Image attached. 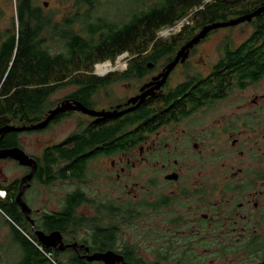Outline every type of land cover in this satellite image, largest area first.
Returning <instances> with one entry per match:
<instances>
[{
  "label": "flooded vegetation",
  "instance_id": "1",
  "mask_svg": "<svg viewBox=\"0 0 264 264\" xmlns=\"http://www.w3.org/2000/svg\"><path fill=\"white\" fill-rule=\"evenodd\" d=\"M176 55L170 57L171 61ZM224 56L225 51L220 53L218 61ZM171 61L162 66V56H158L157 60L149 62L147 68L142 67L141 76L135 73L133 77L115 80L107 88L121 81H129L130 87L140 81L142 84L138 88L136 86L138 93L120 99L107 110H102L100 102L96 100L98 93L93 96L96 102L94 108L76 99L69 100L67 94L61 99L62 102L51 109L69 101L73 105L81 103L97 112H120L134 107L140 102L141 96L142 99L145 97L139 108L125 114L129 115L141 107L149 109V106H159L164 95L168 96L172 91L175 93L179 87L190 83L194 88H206L210 95L205 100H173L166 109L169 115L145 117L142 120V142L134 147L127 145L120 150L113 149L114 140L109 138L83 153L86 165L80 167L77 164L79 158L61 163L67 175L72 177L56 182L78 184L80 187L74 191H82L89 201L81 204L76 216L93 223L80 228V232L74 231L73 226L65 231L45 232L37 229L36 219L43 210H34L25 200L24 194V201L32 208L35 230L47 235L59 231L65 246L76 244V248L66 247L63 251L60 245L49 248L60 251V258L65 262L105 264L88 259L98 252L114 251L111 238L107 242L110 247L94 236L97 241L95 244L91 226L97 224L103 233L112 232L115 226L113 209L119 202L110 197L106 201L90 200L81 187L88 180V172L92 174V164L106 159L111 161V167L105 170L100 168L96 175L102 182L103 178L106 182L110 178L111 182L115 175V189L120 193V203L126 206L133 202L142 208V264H264V91L261 94L249 93L261 83L264 76L254 82L248 80L238 83L236 78L227 77L226 80L230 82L215 83L219 76H212V71L218 61L209 67H201L200 62L206 63L202 50H196L191 51L183 63L179 62L163 85L155 89L162 80L159 77ZM179 70L182 73L181 80L177 78ZM127 71L128 64L104 76H99L95 70L92 74L102 78L109 75L118 78L117 75ZM199 97H203V94ZM133 99L136 102L129 104ZM74 113H81L89 119L83 127L72 133L115 118H99L79 110H70L56 116L43 130H49ZM3 137L0 136V140ZM136 167L141 170L137 174L134 170ZM26 169L25 176L30 172L29 168ZM74 170L80 172L75 173ZM141 176L142 184L139 181ZM32 181L26 191L32 186ZM131 184L132 189L129 190ZM89 204H96L94 217L79 215L78 211ZM32 230L35 234L33 227ZM117 243L116 250L119 251L123 243L120 244L119 240ZM116 253L123 257L124 263H129L124 254Z\"/></svg>",
  "mask_w": 264,
  "mask_h": 264
},
{
  "label": "trees",
  "instance_id": "2",
  "mask_svg": "<svg viewBox=\"0 0 264 264\" xmlns=\"http://www.w3.org/2000/svg\"><path fill=\"white\" fill-rule=\"evenodd\" d=\"M75 3L78 9L74 16L60 23L54 22L52 14H45L43 7L34 0H16V18H13L12 26L4 30L0 28V129L13 123L22 127L44 121L49 111L62 102L52 101V96L63 89L73 87L75 90L66 98L94 108L96 102L93 96L115 80L133 77L135 73L141 76L142 67L147 68L149 62L157 60L158 56H162L164 66L203 28L251 14L264 5V0H136L127 15L128 19L118 23L103 16H94L99 5L96 0H75ZM82 5H86L87 10L81 14ZM2 15L0 9V18ZM185 19L188 23L174 32L176 25ZM252 24V34L241 45L236 48L224 46L226 56L214 65L212 71V76H219L215 83L230 82L227 77L236 78L238 83L254 82L264 76V12L254 18ZM166 29L173 33L163 38L160 33ZM215 32L217 30L210 32L201 42ZM51 42L53 46H58L55 52L51 51ZM191 51L195 52L196 47ZM125 53L130 58L126 73L117 75L118 78L92 74L97 64L115 63ZM173 92L164 95L157 107H141L137 112L106 120L96 127L88 126L70 134L63 142L47 147L41 158L31 155L38 162V171L31 184L50 187L56 181L72 177L67 175L61 163L79 158L77 164L80 167L86 165L83 153L109 138L114 140L113 149L120 150L127 145L134 147L142 142V120L149 116L169 115L166 109L173 100H205L210 96L206 88H194L191 83ZM200 94L203 97H199ZM23 133L3 135L0 149H23L20 139ZM19 183L20 179H16L0 184V189L5 191V197L0 199V217L8 226L11 244L15 246L12 254L17 253L16 258L12 255L4 264H86L65 262L62 257L60 259V251L46 248L38 241L16 203ZM82 193L79 190L68 193L59 211L47 213L46 209L43 210L37 216L36 228L45 232L65 231L71 226L82 228L92 224L93 221L76 216L81 204L89 202ZM131 206L127 205L123 210L116 206L113 209L115 226L112 232L103 233L96 224L91 226L92 237L95 244L97 239L108 247L107 242L111 238L114 251L124 254L130 264H142V257L129 244L123 243V247L116 250L120 233L117 221L136 218V211ZM3 256L0 253V264L3 263Z\"/></svg>",
  "mask_w": 264,
  "mask_h": 264
},
{
  "label": "rangeland",
  "instance_id": "3",
  "mask_svg": "<svg viewBox=\"0 0 264 264\" xmlns=\"http://www.w3.org/2000/svg\"><path fill=\"white\" fill-rule=\"evenodd\" d=\"M36 4L43 7L45 14H52L54 22L62 23L66 18H72L76 13L78 6L75 0H34ZM99 3L94 16H103L110 21L124 22L128 19L130 9L135 5L136 0H96ZM16 0H0V9L3 12V17L0 18V28L6 29L12 26L13 18H16ZM87 10L86 5H82L81 14ZM237 19V18H235ZM253 20L250 22H244L237 26L227 27L218 29L217 32L212 33L208 39L200 42L196 50L197 52L202 50V55L204 57V62H200L201 67H209L210 64L214 65L219 58L220 53L224 51V46L230 48H236L241 45L253 32ZM173 31L166 29L160 33L163 38L170 37ZM52 52L58 50V46H53L52 42ZM200 53H198L199 55ZM125 59H122L119 64L117 61L115 63L109 62L114 70H121V66L125 63ZM106 63V62H105ZM213 67V66H212ZM110 71H113L110 70ZM109 71V72H110ZM96 73L100 72L96 69ZM108 72L99 75H106ZM178 80L182 79L181 70L177 72ZM133 82V81H132ZM261 83L254 87L249 93L261 94L264 91V78L260 81ZM129 81H121L118 85L112 86V88H107L101 90L99 95H97V101L100 102L102 110H107L112 104H117L120 99L128 98V96L138 93L136 90L142 81L137 82L134 87L129 86ZM73 89L68 88L59 91L53 96L52 101L57 102L61 100L64 96L69 94ZM247 93V95L249 94ZM107 97H110L107 99ZM105 108V109H104ZM89 118L81 113H74L72 116L63 120L61 123L52 126L47 131L42 130L35 133H23L20 136L23 149L27 154L41 158L43 155L44 148L47 146H52L57 143L62 142L68 135L73 131L78 129L80 126L83 127ZM13 126L18 125L13 123ZM22 125V124H21ZM111 161L106 159L98 160L93 163L90 167L92 174L88 172V180L86 184L81 186L88 194L90 200L106 201L107 197H110L114 201H118L119 204L116 206H121V208L126 207L123 202L120 203V193L116 188L115 175H113V180L106 182L107 180L103 178V182L96 171L103 168L111 167ZM142 165V164H141ZM140 165L138 164L137 167ZM135 173H139L137 168ZM27 173L25 167H21L14 160H0V184H8L16 179H21ZM142 173V172H141ZM140 184H142V176L139 177ZM80 187L78 184L72 182H56L53 186L47 187L40 185L38 183L32 184V186L25 192L27 203L34 209L48 210L50 212L59 211L63 205L65 196ZM132 189V184L129 190ZM0 191H3L0 189ZM125 193V192H124ZM1 196V195H0ZM128 200H125V202ZM132 209L136 211L133 220L128 219L124 221H117L120 225L119 233V243H127L134 247L135 252L138 256L142 257V251L144 245L142 243V208L137 204L130 202ZM125 209V208H124ZM96 211V204L84 206L83 209L78 211L79 215H86L88 218L94 217ZM122 219V217H119ZM131 220V221H130ZM76 232H80V228H72ZM11 244L10 231L8 226L4 223L3 219L0 217V253L4 256L2 258L3 263L9 257H11L12 250L15 246ZM17 257V253L13 255V258ZM61 259V258H60ZM64 261V259L62 258Z\"/></svg>",
  "mask_w": 264,
  "mask_h": 264
},
{
  "label": "water",
  "instance_id": "4",
  "mask_svg": "<svg viewBox=\"0 0 264 264\" xmlns=\"http://www.w3.org/2000/svg\"><path fill=\"white\" fill-rule=\"evenodd\" d=\"M263 12H264V5H262L260 8H258L256 11H254L251 14L244 15V16H241L237 19L229 20L227 22L215 23V24H212V25H209V26L203 28L197 35H195L190 41H188L179 50L175 59L172 60L166 66L165 71L159 77V78L162 77V80L155 87V89H159L163 85V83L167 80V78L169 77L171 72L174 70V68L177 66V64L179 62L183 63L188 58L190 51L197 44H199L210 32H212L214 30L221 29V28L237 26V25L244 23V22H250L254 18L260 16ZM144 99H145V97H143V99H142V96H141L140 102H138L136 105H134V107H130V108L123 110V111H120V112L119 111L97 112L95 110H91V109L86 108L81 103L73 105L72 103H69V101H67V103H62L56 109L51 110L49 112V114L47 115V117L44 119V121H42L38 124H35V125H31V126H22V127H16V126H12V125L11 126L10 125L5 126L2 129H0V136H3L6 133H12V132L19 133V132H25V131H36V130L44 129L48 126V124L51 122V120H53L56 116L66 112V111H70V110H79V111H82V112H84L90 116H95V117L98 116L99 118L121 117V116L139 108ZM135 100H137V99L135 98ZM135 100L134 99L130 100L129 104L135 103L136 102ZM7 159L14 160L21 167H25V168L30 169V172L25 177H23L21 182H20L19 193H18L17 198H16V203L20 207L21 212L23 213V215L25 216L27 221H29L31 223L33 229L35 230V222L31 217L32 208L24 201L23 197H24L26 189L30 186V182L33 180V178L35 177V174L38 171L37 160L34 157L27 154L26 151H24L23 149L18 148V147L10 148V149H0V160H7ZM35 234H36V236L38 235L37 236L38 241L46 248H51L52 246L56 245L57 242H61V251L65 250L66 247L76 248V244L65 246L63 244L62 234L59 231H54V232L47 235L43 231L35 230ZM88 260L89 261H102L105 264H120V263L121 264H129V263H124L123 257L118 255L114 251L95 253V254L91 255Z\"/></svg>",
  "mask_w": 264,
  "mask_h": 264
},
{
  "label": "built area",
  "instance_id": "5",
  "mask_svg": "<svg viewBox=\"0 0 264 264\" xmlns=\"http://www.w3.org/2000/svg\"><path fill=\"white\" fill-rule=\"evenodd\" d=\"M185 23H188V20L187 19H185V20H183V21H181V22H179L177 25H176V27L173 29L174 30V32H177ZM128 57H129V55L127 54V53H125V54H123V55H121V56H119L118 58H117V64H119V62L122 60V59H125L126 61H125V63H123V66L121 67V69H123V68H125L126 66H127V60H128ZM102 65H104V63L103 64H100V65H97L96 67H95V71H96V69L99 71V68L102 66ZM106 73V72H105ZM99 74H101V73H99ZM104 74V73H103ZM99 76H104V75H99ZM0 197H2V198H4L5 197V191H0Z\"/></svg>",
  "mask_w": 264,
  "mask_h": 264
},
{
  "label": "bare ground",
  "instance_id": "6",
  "mask_svg": "<svg viewBox=\"0 0 264 264\" xmlns=\"http://www.w3.org/2000/svg\"><path fill=\"white\" fill-rule=\"evenodd\" d=\"M52 24V23H51ZM100 64H103V63H100ZM100 64H97V65H100ZM96 65V66H97ZM95 66V67H96ZM122 67V66H121ZM114 70V68H113V66L109 63V62H106V63H104V65H102L100 68H99V72L101 73V74H103V73H105V72H109L110 70ZM64 103H67V101L66 102H64ZM70 103V102H69ZM40 130H43V129H40ZM36 131H39V130H36ZM26 132V131H25ZM19 133H23V132H19ZM38 236V235H37ZM56 245H60V249H61V242H57V244ZM56 245H54V246H56Z\"/></svg>",
  "mask_w": 264,
  "mask_h": 264
}]
</instances>
